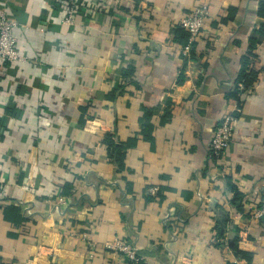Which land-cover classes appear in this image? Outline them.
I'll return each mask as SVG.
<instances>
[{
	"label": "crops",
	"instance_id": "obj_1",
	"mask_svg": "<svg viewBox=\"0 0 264 264\" xmlns=\"http://www.w3.org/2000/svg\"><path fill=\"white\" fill-rule=\"evenodd\" d=\"M44 1L7 6L31 60L0 81V264H264V38L248 48L262 0H100L75 27ZM203 4L185 54L183 15ZM246 56L257 80L231 99ZM230 111L223 170L208 142ZM115 237L142 262L107 249Z\"/></svg>",
	"mask_w": 264,
	"mask_h": 264
},
{
	"label": "built area",
	"instance_id": "obj_2",
	"mask_svg": "<svg viewBox=\"0 0 264 264\" xmlns=\"http://www.w3.org/2000/svg\"><path fill=\"white\" fill-rule=\"evenodd\" d=\"M0 1V81H2L6 78L9 67H19L30 61L31 57H29L26 51H23L24 32L27 29L26 24L19 21L13 14H10L7 9L9 0ZM44 2L52 7L57 6L62 11L61 20L64 27H75L78 24L77 18L80 12L84 14L87 12V15H92L102 6V1L100 0H45ZM111 3L112 0L106 1L105 5ZM211 17L208 4L200 5L183 15L181 26L189 35V40L186 46L183 47L185 54H190ZM37 31L40 35H45L47 32L43 28H38ZM17 72H20V70L17 69ZM237 88L243 90L244 85L240 84ZM238 123V117L231 111L227 112L220 120V123L216 125L208 142L210 158L218 160L217 164L223 170H226L228 167L225 156L231 146ZM49 124L50 122H48ZM42 126H44V123ZM159 190V187L155 185L148 188L147 192L155 197L159 193ZM170 215L171 212L166 214L167 217H170ZM252 218L255 220L264 219V200L253 210ZM86 241L91 250L96 248L97 244L92 239L89 238ZM212 241L218 244L223 243L227 246L226 238L220 235L213 236ZM104 246L112 252L126 256L136 263H140L143 260L134 245L125 238L115 237L113 240L106 242Z\"/></svg>",
	"mask_w": 264,
	"mask_h": 264
},
{
	"label": "trees",
	"instance_id": "obj_3",
	"mask_svg": "<svg viewBox=\"0 0 264 264\" xmlns=\"http://www.w3.org/2000/svg\"><path fill=\"white\" fill-rule=\"evenodd\" d=\"M259 15H261L262 17H264V0H262L260 2V6H259ZM264 38V25H262L260 27V29H258L257 31H255L254 36H252V38H250V44H249V54L252 55V51L255 50L257 48V46L262 42ZM251 58H249L248 56L244 57L243 62L241 64L239 73L236 77V86L243 84L244 85V90L246 91L247 88H250L253 83L257 80V76L259 71L254 70L251 66ZM126 70H123V75H126ZM181 82H183V78H181L180 80ZM244 90H240L239 88H236L234 91L230 92L228 94V97L231 99H240L241 92ZM1 110H3V107L0 108ZM4 109H8L9 108H4ZM106 146H108V152L110 155L113 154V152L117 149V146L115 144L114 141L111 140L110 136H107L104 139ZM215 163L218 162V160L214 159L213 160ZM227 179V178H226ZM228 188L230 187L234 192H235V198L233 200V204L234 206H237L238 209H241L240 206V201L242 199V194L240 193L239 189L233 185L232 183H230L228 181L227 184ZM5 215L7 216V212L5 213ZM242 255H244L248 260H251L252 258V253H246V252H242Z\"/></svg>",
	"mask_w": 264,
	"mask_h": 264
}]
</instances>
